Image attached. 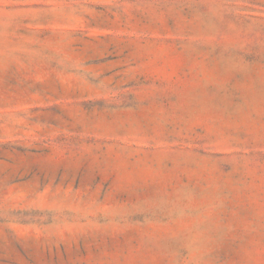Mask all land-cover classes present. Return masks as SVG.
<instances>
[{
    "label": "rangeland",
    "instance_id": "1",
    "mask_svg": "<svg viewBox=\"0 0 264 264\" xmlns=\"http://www.w3.org/2000/svg\"><path fill=\"white\" fill-rule=\"evenodd\" d=\"M0 264H264V0H0Z\"/></svg>",
    "mask_w": 264,
    "mask_h": 264
}]
</instances>
